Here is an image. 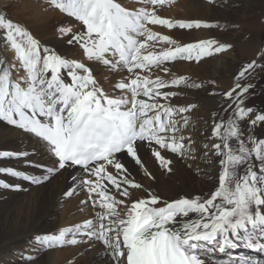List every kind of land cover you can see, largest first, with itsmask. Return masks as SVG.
<instances>
[{"label":"snow or ice","instance_id":"snow-or-ice-1","mask_svg":"<svg viewBox=\"0 0 264 264\" xmlns=\"http://www.w3.org/2000/svg\"><path fill=\"white\" fill-rule=\"evenodd\" d=\"M49 2L81 25L75 32L59 28L62 34L71 33L67 43L78 44L88 61L119 72L122 79L113 89L121 90L120 95L106 92L98 86L90 66L42 48L25 27L0 15V42L13 50L15 58L14 62L0 59V121L38 138L49 154L45 165L29 159L28 151L0 150V159L43 169V174L36 176L0 167V174L40 185L61 170L79 168L86 175L72 179L87 191V200L81 203L90 201L93 210H102L58 234L35 237L36 243L52 248L99 242L114 264H207L206 256L213 252L223 254L242 247L264 251V138L254 135V129L264 128V112L245 106L253 85L241 83L264 65L253 60L236 74V83L223 93L220 109L212 113L208 142L202 148L194 146L183 135L189 126V117L183 114L196 105L171 104L170 98L179 93L166 89L201 85L188 83L183 76L152 78L151 73L159 69L167 74L169 69L162 67L165 62L199 61L231 45L205 40L180 46L148 25L186 30L210 25L200 20L161 18L154 8L129 10L117 0ZM142 2L156 6L165 0ZM149 42H155L152 50H147ZM161 42L168 47L155 51V44ZM21 69L25 75L13 79V71L20 73ZM144 149L168 171L172 163L166 158L168 153L195 160L199 149L208 163L215 158L218 186L207 198L184 196L162 201L158 194L147 192L146 199L125 204V199H116L112 189L129 198L130 188L142 189L143 185L135 181L121 154L144 168L138 155ZM0 187L19 190L20 185L0 180ZM74 191L65 195L71 197ZM121 205L124 207L118 210ZM233 264L249 261L236 259Z\"/></svg>","mask_w":264,"mask_h":264},{"label":"bare ground","instance_id":"bare-ground-1","mask_svg":"<svg viewBox=\"0 0 264 264\" xmlns=\"http://www.w3.org/2000/svg\"><path fill=\"white\" fill-rule=\"evenodd\" d=\"M183 1L179 3L182 6L184 4V7L172 9L161 7L160 12L157 11L156 14L172 21L200 20L208 23L210 27L187 30L177 27L167 30L158 25H148V27L161 35H168L180 46L205 40L231 45L225 51L202 57L199 61L177 59L165 62L162 67L169 69L167 74L159 69H154L151 73L152 78L159 75L168 80L183 76L188 83L201 85L200 88L181 85L166 90L179 93L178 96L170 98L171 104L196 105L183 114L189 117V126L183 135L193 141L194 146L200 145L202 148L211 135L214 119L212 113L220 109L223 93L234 86L236 74L243 65L253 60L260 61L264 55L261 40L264 0H219L212 5L202 3V6H199L198 2ZM117 2L129 10L143 7L142 0H117ZM0 15H5L6 18L25 27L39 41L42 48L46 46L65 59L76 60L90 66L98 86L106 92L114 96L121 94V90L113 91V89L115 83L122 79V75L98 62L88 61L78 44L67 43L71 33L62 34L59 28H71L72 32H75L81 28V25L74 18L53 9L49 0H0ZM139 39L143 40L144 37ZM153 43L155 42H149L150 47L147 50H152ZM166 47L168 45L162 42L157 43L155 51ZM2 58H6L8 62L15 60L13 50L0 42V59ZM123 71L126 73V69ZM22 75H25L23 69L20 73L13 71V79H18ZM241 83L245 84L244 80ZM255 96L256 94L249 92L245 106L264 112V99ZM223 118L227 119L226 113L223 114ZM215 119L219 120L220 117ZM254 135L258 139L264 138V128L254 129ZM0 150L28 151L29 159L32 161L49 164V154L38 142V138L2 121H0ZM138 155L144 168L135 165L128 157L121 154V159L128 166L135 181L143 185L142 189L130 188L129 198L120 197L116 190L112 189L116 199H125V204H130L136 199H146L147 192L158 194L162 201H171L184 196L207 198L218 186L219 166L215 163V158L212 163H208L199 149L195 160L168 153L166 158L172 160L169 165L171 171L161 168L159 162L147 149L141 150ZM0 167L17 168L28 175L43 174V169L25 167L23 161L14 159H0ZM190 171L191 177L188 174ZM80 175L86 174H82L79 168H69L51 175L48 181L40 185H34L22 179L0 174V180L20 185L19 190L0 187V264H114L99 242H94L91 246L78 243L44 248L35 241L37 236L58 234L63 228H72L86 219L94 218L95 211H102L98 207L93 210L90 201L87 204L81 203L87 200V191L82 190L72 179L73 176ZM73 189L75 191L71 197L65 195L67 191ZM123 207L124 205L119 206L118 210ZM76 238L79 240L80 236ZM251 253L238 248L227 250L223 254L209 253L206 260L207 264H233L236 259L241 262L247 260L249 264H264V251ZM29 256L32 257L31 260Z\"/></svg>","mask_w":264,"mask_h":264},{"label":"rangeland","instance_id":"rangeland-1","mask_svg":"<svg viewBox=\"0 0 264 264\" xmlns=\"http://www.w3.org/2000/svg\"><path fill=\"white\" fill-rule=\"evenodd\" d=\"M180 1H183V0H165V2L163 3V4H161V5H156V6H153V5H150V4H148V5H146V4H142L143 5V7H147V8H150V9H153L154 8V10L156 11V13H158V12H160V8L161 7H164V8H166V9H169V7L172 9L173 7H178V8H181V7H184V4H183V6L182 5H180ZM185 1H193V2H198L199 4V6H202L203 4L204 5H212L213 3H215L216 1H219V0H211V2H210V0H184L183 2H185ZM175 3H177V4H175ZM203 3V4H202ZM165 5V6H164ZM170 5V6H169ZM172 5H174V6H172ZM180 5V6H179ZM187 5V4H186ZM178 10V9H177ZM158 11V12H157ZM187 21V20H186ZM158 26H161V25H158ZM262 27H263V29H262V37H261V40H262V42H263V46H264V13H263V20H262ZM161 28H163V29H167V30H171V29H169V28H167V26H161ZM178 28V27H177ZM204 28V27H203ZM203 28H199V29H203ZM264 54V53H263ZM262 54V55H263ZM257 62V64L258 65H264V55L262 56V59L260 60V61H256ZM249 63H251V62H248V63H246L245 65H247V64H249ZM245 65H243L242 67H241V69L245 66ZM244 82H245V84H248V83H250V84H252L253 85V87L250 89V92H252L253 94H256V96H257V98L259 97V98H263L264 99V68H261V67H257V68H255V70L254 71H252V73H251V75H249V76H246V78L244 79ZM261 95V96H260ZM255 96V97H256ZM263 96V97H262ZM262 99V100H263ZM241 128L242 129H245V125H244V123L243 122H241ZM188 174H189V177H191V171L190 172H188ZM241 249H244V250H246V251H248V252H252L251 254H255L254 252H257L256 250H252V249H248V248H241ZM261 252V251H260ZM215 254V253H214Z\"/></svg>","mask_w":264,"mask_h":264}]
</instances>
